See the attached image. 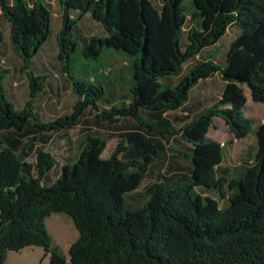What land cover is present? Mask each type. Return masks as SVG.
Returning a JSON list of instances; mask_svg holds the SVG:
<instances>
[{"label":"trees","instance_id":"trees-1","mask_svg":"<svg viewBox=\"0 0 264 264\" xmlns=\"http://www.w3.org/2000/svg\"><path fill=\"white\" fill-rule=\"evenodd\" d=\"M58 1L60 65L77 101L71 113L44 121L33 101L48 76L29 69L51 35L52 12L42 0H0L30 88L17 109L6 95L9 70L0 56V264L8 251L32 246L50 253L49 264H264V122L256 154L233 173L223 166L225 144L208 136L214 117L237 139L252 132L243 84L264 104V0H190L193 10L185 0ZM88 13L107 35L79 47L76 26ZM230 27L239 34L224 60L203 56ZM105 48L130 57L132 83L121 102L115 79L106 80L112 67L72 74L76 54L97 60ZM185 64L187 73L173 84ZM217 73L226 82L220 99L192 119L179 116L191 90ZM89 108L99 122H132L107 158L110 138L87 127L75 159L57 169L50 139L61 135L72 144L67 130L88 123ZM60 212L79 231L69 259L45 224Z\"/></svg>","mask_w":264,"mask_h":264},{"label":"crops","instance_id":"crops-1","mask_svg":"<svg viewBox=\"0 0 264 264\" xmlns=\"http://www.w3.org/2000/svg\"><path fill=\"white\" fill-rule=\"evenodd\" d=\"M42 1H44L46 4L49 5L50 10L52 12L51 35L48 38V40L43 44L42 48L39 50L38 54L33 59L29 70L33 72L35 75H47L48 76L46 80L45 89L44 91L40 92L35 97L33 101V107L35 109V112L44 121H50V120H54L57 117L62 116L59 112V107L61 104H63V102H65L64 99H65V94L67 90L73 94L74 97L72 98H75V101H77V96L75 95L72 85L67 80V77L63 73L61 69V65H60L58 34L63 25L62 9L60 7L58 0H42ZM73 16H76V15H73ZM0 27L2 28L3 33H4L3 42L0 43V56L2 57V61L4 62L3 67L9 70L8 74L6 75L5 81H4L6 95H7V98L14 104V106L17 109H23L24 106L26 105V102L30 98V88H29L28 83H27L28 87L26 89H21L17 85L18 83H21L22 77H24L23 79H26V81L27 80L29 81V79H28L27 73L22 70L23 60L18 55L17 51L14 49V47L12 46L10 42V24L2 16L1 10H0ZM76 27H77L76 38H77L79 47L84 46V44L86 43V40H88V37H91V36L104 37L107 35V32L102 26V24L94 20V18L92 17L90 13L85 14L84 16L79 18ZM9 45L12 46L11 52L9 51V47H10ZM108 52L110 56L112 57L109 62L108 67H112V70L109 73H105V76H106L107 82H110L111 79H114L110 77L112 72H115V70H117V72H119L120 74L122 73L123 70H127L128 68L126 66L127 61L125 60L124 55L122 56L123 57L122 63H120L118 62V58L115 56L117 52H113L110 50ZM17 68L19 70L20 75H23V76L15 77L14 71ZM217 74L209 78L201 80L199 84L196 85L191 90L188 102L185 104L183 108H181L178 111L179 116L183 118H187V119H192L196 114L201 113L206 108L210 107L213 103H215L218 99H220L223 93L224 87L226 85V82L221 78L219 74H218L219 76ZM215 76L220 78L219 80L221 81L219 95L218 94L214 95L213 93H215V91H213V89L210 88V86H212V83L210 82H213L211 80H213V77ZM10 77L14 81L13 83L14 88L8 89L7 82ZM9 86H10V82H9ZM249 93L248 94L245 93L246 98H247L246 104L248 103L250 96H251V93L250 95ZM244 109H246V105ZM263 116H264V111L261 114L262 123L264 122ZM247 117L251 118L249 116ZM215 119H217V122L220 121L222 124H224L223 126L227 125V123L222 118L214 117L208 136L210 135V132L212 130L214 129L216 131L218 130L217 126L214 124ZM81 124H79L78 126H80ZM86 132L87 131L85 130L84 134ZM84 134L81 136H77L76 138H73V136L68 137L72 141V144L71 142H69L67 138H64V139L59 138V142H62L65 150L67 151V154L63 155L61 161H58L57 158L55 157L57 160V164H58L57 169H60L65 163L69 162L70 159H75V153H76L77 146L80 145L79 142L83 138ZM231 134L233 133L231 132ZM54 137L51 138L48 143L49 145L47 148L49 151H51L50 148L55 143L53 141ZM246 139L247 137L243 139L235 138V143H240V142L244 143ZM217 141H219L222 145L225 144V148L227 152H226L225 161L223 162V166L230 168L231 173H233L234 170L238 168L241 164L245 163L246 161H249L252 158V156H254V154L252 155L250 154V151L247 145L243 144L242 149L240 151V156H238L237 159H235L233 157V154L227 149L228 141L227 142L220 141V140H217ZM69 153H72V155H69Z\"/></svg>","mask_w":264,"mask_h":264},{"label":"rangeland","instance_id":"rangeland-1","mask_svg":"<svg viewBox=\"0 0 264 264\" xmlns=\"http://www.w3.org/2000/svg\"><path fill=\"white\" fill-rule=\"evenodd\" d=\"M185 5L189 9H194L193 4L190 0H185ZM7 33V31H6ZM239 29L237 27H230L227 31L226 35L222 38L220 42H218L213 47L207 48L203 52V56H207L210 54H214L215 58L219 60L220 62L224 60L226 51L228 48H230L232 42L234 39L238 36ZM10 46V45H9ZM12 46L9 47V51L11 52ZM109 48H105L103 52L101 53L100 57L97 60L91 59V58H84L79 55H75L73 57V63H72V74H76L78 72L83 73V75L87 76L88 72L91 75L96 76L98 70L101 72L105 69V66H109V62L111 60V56L109 54ZM116 52V51H115ZM123 55H125V60L130 61V57L123 51L117 52L115 55L118 58V62L122 63ZM120 56V57H118ZM196 57L199 60H202V57ZM195 61L192 60L191 64ZM191 64H185L182 70V73L180 76H174L172 79V83H177L188 71V68L191 66ZM15 77L23 76L20 75L18 68L14 71ZM218 75V74H217ZM84 78L86 79L87 77ZM102 77H104V74H101ZM219 76V75H218ZM111 78H114L115 82H113V85H115V94L118 96L116 98L117 101L121 102L123 100L124 95L129 91V88L132 83V75L127 70H123L122 73L119 74L117 70L115 72H112L110 75ZM21 79V83H18L17 86H19L21 89H26L28 87L29 81L26 79ZM217 76L213 77L212 86L210 88L215 91V94L219 95L220 85L221 81L219 80ZM10 82V86H9ZM119 84H116V83ZM14 81L10 77L7 82V88L11 89L14 88L13 86ZM28 83V84H27ZM119 85V86H118ZM244 88V91L246 94H248L249 88L246 85H242ZM123 89V91H122ZM207 90V89H205ZM250 95V93H249ZM71 92L68 90L65 94V99L63 104L59 107V112L61 115L69 114L72 112L73 106L76 103L75 98ZM129 100H125V103H128ZM99 107L101 109H109V105L104 104L103 102L99 103ZM89 108L87 110V114L83 118L84 121H88V123L84 124L82 123L80 126L74 127L72 129L67 130L68 136H73V138H76L77 136H81L84 134L86 127L89 128L90 131L93 130L95 133H99L105 138H110L107 144L106 149L103 152V158H107L110 156L111 152L115 149L118 142L121 139V133L125 132L127 129L124 128L125 125L132 122L130 119H120L119 122L116 124H108L106 122H99L96 119L97 110H90ZM264 111V104L255 102L250 96V99L248 103L246 104V109H244V112L247 116L253 118V130L252 132L247 136V141L235 143V136L231 134L228 126H223L219 120L217 122V119L214 120V124L217 126L218 130L215 129L210 132L209 137L211 139H217L220 141H228L227 149L233 154V157L237 159L238 156H240V151L242 149V145H247L250 154H256L258 149V141H257V135L256 130L260 123H262L261 120V114ZM264 117V116H263ZM58 118V117H57ZM55 118V119H57ZM54 119V120H55ZM260 120V121H259ZM114 135L112 138L111 136ZM61 135H56L54 137V144L50 148L54 156L57 158L58 161H61L63 155L67 154V151L64 148V145L62 142H59V138ZM250 144V145H248ZM74 145V144H73ZM50 151V152H51ZM69 155H72V153H69ZM56 175V174H55ZM55 178V176H54ZM154 176L148 177L147 181H150L153 179ZM46 228L52 237L53 245L58 247L59 250L65 255L67 259H69V249L73 242H75L79 237V231L74 225V222L72 218L67 215L66 213L60 212V213H53L46 217L45 219ZM50 261V253H48L43 247L40 246H32L22 249L21 251H13L10 250L6 254V264H49Z\"/></svg>","mask_w":264,"mask_h":264}]
</instances>
